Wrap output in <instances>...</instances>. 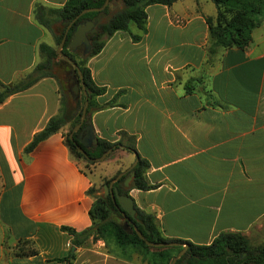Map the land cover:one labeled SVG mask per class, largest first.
Returning <instances> with one entry per match:
<instances>
[{"label": "crops", "instance_id": "crops-1", "mask_svg": "<svg viewBox=\"0 0 264 264\" xmlns=\"http://www.w3.org/2000/svg\"><path fill=\"white\" fill-rule=\"evenodd\" d=\"M34 1L0 0L4 83L33 68L39 43L49 44V31L32 19ZM146 12V30L131 27L139 39L116 31L87 60L93 81L105 88L95 103L115 100L91 109L93 134L112 142L120 131L136 136L155 187L128 194L154 214L163 236L209 244L232 231L251 242L264 227V20L248 46L211 52L206 17L216 12L213 2L177 0ZM59 108L53 77L0 104V264H148L113 240L89 237L74 246L61 230L91 226V178L61 131L25 150Z\"/></svg>", "mask_w": 264, "mask_h": 264}, {"label": "trees", "instance_id": "trees-1", "mask_svg": "<svg viewBox=\"0 0 264 264\" xmlns=\"http://www.w3.org/2000/svg\"><path fill=\"white\" fill-rule=\"evenodd\" d=\"M105 0H66L61 6H52L35 0L32 4L31 16L33 21L43 27L45 30L55 33V26L58 25L61 33L54 36L59 44L67 25L84 9L91 7H101ZM177 0H109L110 4L117 6L110 9L105 6L98 11H87L81 14L71 23L66 39L61 49L65 55L60 60L56 48L40 42L37 50L39 61L29 71L18 74L15 79L9 83L0 81V104L9 96L25 91L34 83L44 77H53L56 75L53 71L55 66L61 64L70 67V71L81 88L83 82L86 95L83 94L82 106H78V114L73 123L77 124L81 117V111L85 99L87 100L86 117L82 126L91 125L88 120L92 108H101L115 105V100H111L104 105L95 103V97L105 91L104 87L95 84L91 77L90 69L87 66V60L98 54L107 39L116 31H126L133 40L140 38L141 34H134L131 27H136L140 33L146 30L147 12L146 7L152 4L171 5ZM215 5L216 12L214 16H207V30L209 51L214 52L220 48L239 47L244 48L251 42V33L264 20V0H210ZM118 4H121L119 7ZM104 17L105 19H99ZM89 18L94 21V28L87 33L89 40V51L83 53L84 46L78 45L71 49L68 42L74 27L81 20ZM65 24L61 25L63 21ZM81 49L82 54L79 53ZM76 65V66H75ZM79 71V72H78ZM80 75L82 78H80ZM60 108L59 112L50 117L45 126L36 132L26 146L29 151L41 140L49 135L62 131V128L71 119L69 116L70 107L59 87ZM73 126L63 135L64 144L69 150V154L76 161L78 159L91 160L90 158L99 157L107 149L112 148L111 152L121 149L133 155H137L138 160L133 167L134 176L130 182L129 188H123L114 182L112 187H117L118 192L127 194L130 189L136 188L147 190L154 188L155 185L149 184L145 177V170L148 162L142 158L136 149V136L129 135L124 131L119 132V138L115 141H109L104 138L94 136L88 146L80 143L77 139L80 128L73 132L72 138L69 133ZM92 127V125H91ZM78 146L84 150L81 153ZM131 162V160H130ZM128 172V171H127ZM109 181L107 182V184ZM95 186L92 185L87 193L93 197V203L89 209V216L92 224L88 228L80 231L67 226H61V230L66 231L72 236L74 246L82 245L86 239L91 237L93 240L103 239L113 240L119 247H131L134 251L141 254L148 264H170L174 255L182 248L181 246L155 247L145 243V241L160 243L178 241L187 243L186 251L175 261V264H264V243L253 245L249 238L241 232L223 231L220 232L209 244H196L191 241L168 238L163 236L156 222L154 214L138 208L134 204L135 216L130 217L128 213L122 214L121 206L117 200H113L111 195H96ZM131 221L132 231H128L123 224ZM133 226L143 235L139 238Z\"/></svg>", "mask_w": 264, "mask_h": 264}, {"label": "water", "instance_id": "water-1", "mask_svg": "<svg viewBox=\"0 0 264 264\" xmlns=\"http://www.w3.org/2000/svg\"><path fill=\"white\" fill-rule=\"evenodd\" d=\"M105 6H108L109 8H112V9L117 7L115 5L110 4L109 0H105L104 4L101 7H91V8H86V9L82 10L67 25L66 30H65V32H64V34H63V36H62V38L58 44V47L56 48L57 53L62 54L61 49H62L63 44L65 42L67 31H68L72 22H74L84 12L98 11V10L103 9ZM118 6L120 7L121 4H118ZM65 22H66V20L63 21L61 23V25L65 24ZM94 25H95L94 21L92 19H89V18H85V19L81 20L80 22H78L76 24V26L74 27L73 32L70 35V39L68 42L70 48L74 49L78 45H83L84 46L83 53H87L89 51V47H90L89 40L87 38V33L94 28ZM63 56L66 57L65 55H63ZM80 78H82L81 75H80ZM80 84H81L83 94L86 95L83 82L81 81ZM78 90H79V86L77 83L73 86V92L77 93ZM72 97H74V96H72ZM86 108H87V100L85 99V102L83 104L82 111H81L80 120L72 128L71 132L69 133V136H70V138H72L73 132L77 131L80 128L79 133L77 135V139L80 143L84 144L85 146H88L90 141L94 137V134H93V127H91V125L87 124V125L81 127L82 123L84 122L85 117H86ZM78 150L81 153L85 154L84 150L81 148V146H78ZM111 150H112V148H109L105 152H103L99 157L90 158V159L92 161H100V160L104 159L107 156V154L109 152H111ZM137 160H138V157H137V155H135L133 162L131 163V165L126 170V171H128V174L125 177V179L123 180L122 184H123V186H125L127 188H129L130 182L134 176V171L132 169L136 165ZM122 173L123 172L119 173L117 176L112 178L108 184H103V191H104L103 196L105 197L107 195V193H109L111 195L112 199L117 200L118 204L121 206L122 214L128 213L130 217H134L135 216V208H134L133 198L129 194L127 195V194L119 193L117 187H115V186L112 188L113 182H115L122 175ZM130 223H131V221L129 219H127V222H125L123 224V227L125 229H127L129 232L132 231V228L130 227ZM133 229L136 231L139 238L143 239V235L141 234V232L139 230H137V228L134 226H133ZM145 243L148 245H151V246H155V247L181 246L182 248L177 252L176 255L173 256L170 264H175V261L186 251V249L188 247L187 243H181L178 241L160 242V243H153V242L145 241ZM72 249H74V246H72Z\"/></svg>", "mask_w": 264, "mask_h": 264}, {"label": "rangeland", "instance_id": "rangeland-1", "mask_svg": "<svg viewBox=\"0 0 264 264\" xmlns=\"http://www.w3.org/2000/svg\"><path fill=\"white\" fill-rule=\"evenodd\" d=\"M211 4L212 2L208 0ZM99 19H105L104 17ZM61 33V29L58 25L55 26V33L49 32V44L55 48L58 47V44L56 43L54 36ZM76 48V47H75ZM74 48V49H75ZM80 54H82L81 49L78 50ZM63 58L61 54H59L58 59L60 60ZM40 59V58H39ZM70 67H67L64 64H61L60 66H55L53 71L56 75V82L58 85V89L60 87L61 93H63L70 109L69 116L71 117L70 121L66 123V125L62 128V133L68 132V130L73 126V123L77 117L78 114V108L77 105L80 107L82 106L83 97H82V90L79 88L78 92H71L69 90V85H67V82H65L64 78L66 77V72L70 71ZM71 72V71H70ZM75 85V82H73ZM74 96V97H72ZM76 125V124H75ZM74 125V126H75ZM73 126V127H74ZM131 154V153H129ZM133 160H128L125 157V153L121 149H117L113 152H109L107 156L100 160V161H92V160H84V159H78L77 163L79 164L80 168L87 174H89L91 181L93 182V185L95 186L96 195L103 194V184H107L108 181H110L112 178L117 176L119 173L123 172L122 175L115 181L118 185L122 186L123 188H127L123 186V180L127 176L128 172L126 171L127 168L131 165ZM114 183V182H113ZM109 193H107L108 195ZM106 195V196H107ZM262 236L252 237L251 243L253 245L258 244L259 242L264 241V227H262Z\"/></svg>", "mask_w": 264, "mask_h": 264}, {"label": "flooded vegetation", "instance_id": "flooded-vegetation-1", "mask_svg": "<svg viewBox=\"0 0 264 264\" xmlns=\"http://www.w3.org/2000/svg\"><path fill=\"white\" fill-rule=\"evenodd\" d=\"M64 80H65V82H67V85H69V90L71 92H73V86H74L73 85L74 84L73 82H75V84H77L78 82H77L76 78L73 76L72 72L67 71L66 72V77L64 78Z\"/></svg>", "mask_w": 264, "mask_h": 264}]
</instances>
